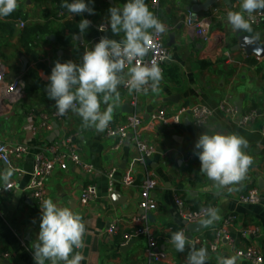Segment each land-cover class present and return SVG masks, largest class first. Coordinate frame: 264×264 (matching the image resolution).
<instances>
[{
	"label": "crops",
	"instance_id": "1",
	"mask_svg": "<svg viewBox=\"0 0 264 264\" xmlns=\"http://www.w3.org/2000/svg\"><path fill=\"white\" fill-rule=\"evenodd\" d=\"M63 2L18 0L19 7L0 19V59L7 67L6 83L19 79L21 84V96L16 102L0 93V139L30 147L19 163L24 172H14L11 177L10 182L14 181L15 186L6 191L0 180V264H35L32 247L40 230L41 211L39 200L28 190L31 173L37 154L67 137H73L82 159L94 169L86 172L71 161L67 168H57L47 181V199L82 216L86 232L84 247L79 250L83 256L81 264H185L188 248L194 245L189 243L184 253H178L168 243L171 233L184 228L188 230L190 242L195 236L202 238L195 248L207 250V264H219L221 256L235 257V264H255L236 253L249 247L260 250L263 256L260 264H264V204L240 201V196L252 189H258L264 198V136L260 131L263 121L259 118L253 125L244 127L219 108L225 99L240 114L264 107V55L249 53L240 40L246 34L264 48V24H250V31L234 30L226 14L213 23L212 41L205 42L186 26L185 20L189 11L200 19L206 17L215 2L161 0L155 9L151 0H145L149 10L169 28L163 43L170 57L161 67L163 78L158 92H129L123 86L118 89L120 102L110 122L126 124L128 117L135 113L144 118L142 137L155 146L156 152L143 164L138 160L140 152L133 134L116 148L118 141L107 136L108 127L98 133L93 128H85L82 119L71 111L63 119L53 115L57 112L55 101L48 98L45 88L54 62L72 60L79 64L84 51L102 36L121 40L123 33L114 36L110 27L101 32L98 26L108 24L110 7H122L127 0H85L94 8L92 15H72L61 7ZM239 5L240 0H226L222 7L238 11ZM62 10L65 14L60 17ZM81 19H88L92 24L77 41L73 34L80 35L77 26ZM193 105L212 109L205 125H197L191 114L185 115L180 124L164 126L151 122V114L160 109L176 113L184 106ZM105 108L101 104V110ZM205 131L234 133L245 138L247 144L243 150L252 158V164L242 181L217 189L213 181L200 173L195 143ZM7 168L0 159V173ZM114 169L110 189L109 174ZM148 172L158 179L153 191L158 207L149 213V222L157 249L166 253V258L159 262L149 261L146 235L130 238L141 227L137 217L144 213L140 202ZM127 173L133 176L131 184L124 182ZM89 186H95L97 194L83 204L81 196ZM114 193L117 195L112 198ZM177 198L190 211L217 208L220 218L200 232L191 233L181 215V207L176 204ZM229 215L236 216L230 229L234 247L224 240L218 251L212 252L209 241L215 237V228ZM112 223L117 224L118 231L109 236L107 228ZM245 229L255 232L245 236Z\"/></svg>",
	"mask_w": 264,
	"mask_h": 264
},
{
	"label": "clouds",
	"instance_id": "2",
	"mask_svg": "<svg viewBox=\"0 0 264 264\" xmlns=\"http://www.w3.org/2000/svg\"><path fill=\"white\" fill-rule=\"evenodd\" d=\"M19 7L18 0H0V19L8 17ZM61 7L72 15L94 14V8L85 0H64ZM259 10H264V0H240L238 11H228L227 21L234 30L250 31V19ZM108 24L98 30L105 32L110 27L114 36L124 34L121 40L102 36L99 42L86 49L81 62L72 60L54 62L45 92L55 101V109L61 116L69 111L77 114L85 128L103 132L113 119L114 108L120 102L119 88L129 92L148 94L158 92L163 78L156 63L148 64L145 57L148 42L153 34L163 33L166 26L149 10L145 0H127L122 7L109 8ZM247 16V18H246ZM92 21L81 19L78 23L79 41L91 26ZM101 104L106 105L102 111ZM247 141L236 134L203 132L195 143L194 154L198 156L200 173L213 181L217 189L228 188L245 178L252 158L244 152ZM15 169L9 167L0 173V180L7 189ZM229 190H233L229 188ZM39 233L33 250L35 264H81L84 247L85 224L80 214L69 207L58 206L52 199L40 203ZM201 224L207 226L218 220L219 209L208 207L201 210ZM171 243L178 253H184L188 238L183 230L171 233ZM205 248H188L185 264H207ZM235 257H219V264H235Z\"/></svg>",
	"mask_w": 264,
	"mask_h": 264
},
{
	"label": "built area",
	"instance_id": "3",
	"mask_svg": "<svg viewBox=\"0 0 264 264\" xmlns=\"http://www.w3.org/2000/svg\"><path fill=\"white\" fill-rule=\"evenodd\" d=\"M161 0H151V5L153 8L157 9L160 5ZM226 0H215L213 8L209 15L204 18H198L196 14L189 11L187 14L185 23L186 26L193 30L199 38H202L205 42L212 41V31L211 26L217 20H221L226 16L228 10L222 7V4ZM231 2L232 0H227ZM225 11V12H224ZM64 11L59 12V16H64ZM247 18V16H246ZM250 24L254 26H260L264 24V10H259L255 12L250 19ZM22 26L25 22H21ZM164 24V23H163ZM165 25V24H164ZM166 26V25H165ZM166 26V30H168ZM166 32V31H165ZM158 33L153 34L148 42L149 51L145 57V61L148 64L156 63L160 68L169 59L170 52L169 49L164 45L163 39L164 34ZM100 40V39H99ZM7 67L4 62L0 59V93L4 98L16 102L21 96V84L20 80L16 79L13 82L6 83ZM125 88V87H124ZM127 89V88H125ZM219 108L231 116L234 120H237L241 126L248 127L256 123L260 118L263 124L260 128L261 134L264 136V107L258 110H251L244 114H240L237 107L233 105L228 99H225L219 104ZM187 114H191L197 125H205L208 122L209 117L212 114V109L206 105H193L184 106L176 113H170L166 109H160L157 112L151 114L152 123H161L164 126L172 124H180L183 117ZM58 119H63L67 113L63 116L59 115L57 112L53 114ZM144 123V118L139 114L135 113L128 117V121L123 125H113L110 124L106 130L108 137L116 138L118 143L116 148H119L125 140L133 134V138L136 141L137 148L140 152L138 160L146 164L147 160L152 157L156 148L154 145L148 143L142 137V125ZM44 125H48L47 122ZM30 147L26 144H10L8 142L0 139V159L5 162L9 167L15 169L16 173H23L24 170L19 166L20 161L29 153ZM71 161L86 172H92L94 167L92 164L84 162L80 154L79 146L74 141L73 137H67L64 140L56 141L46 148V150L37 154L36 164L31 173V179L28 186V190L31 195L38 199L42 203L47 199L48 188L47 181L49 177L55 172L57 168H67L68 162ZM116 170H112L109 174L111 179L110 189L113 184V177ZM124 182L126 184H131L133 182L132 174L127 173L124 177ZM15 182H9L7 189L9 191L15 186ZM158 186L157 176L151 172L147 173V177L143 184V189L141 192V202L140 207L144 213L137 217V222L141 224L136 233L130 236H140L146 235L148 237V249L147 256L149 261L159 262L166 258V253L157 249V242L152 232V227L149 222V213L157 209L158 202L153 195V191ZM97 194V188L95 186H89L81 196V201L83 204H87L90 199L95 197ZM240 201L246 204H264V198L262 197L258 189H252L248 193L240 196ZM176 204L181 207V215L186 220L188 224H195L201 221L203 217L202 209L199 211H190L184 207V202L180 199H176ZM206 209V208H203ZM236 216L229 215L225 217L222 223L215 228L214 238L209 241V247L212 252L218 251L221 243L225 240L234 247V239L230 234V229L235 222ZM118 231V226L116 223H112L107 228V234L112 236ZM185 235H188V230L183 229ZM254 229H245L244 235L247 236L250 233H254ZM189 239V236L187 237ZM202 242L200 236H195L191 238V243L196 247ZM237 255L239 257L246 258L255 264H260L263 262V256L260 250L249 247L246 250H237Z\"/></svg>",
	"mask_w": 264,
	"mask_h": 264
},
{
	"label": "water",
	"instance_id": "4",
	"mask_svg": "<svg viewBox=\"0 0 264 264\" xmlns=\"http://www.w3.org/2000/svg\"><path fill=\"white\" fill-rule=\"evenodd\" d=\"M214 2H215V0H209V4H213ZM172 38L174 39L173 35H172ZM240 40H241L242 47H245L246 49H248L249 53L255 52V53L259 54V55H264V48L257 42V40L253 39L250 36H247L246 34H244V36H242L240 38ZM26 65H27V62H26ZM113 195L116 196L117 193L112 194V198H113ZM186 224H187V228L189 229V231L191 233H198L203 228L206 227V226L202 225L201 222H198V223H195V224H188V223H186ZM189 243L191 244L190 240L188 239V244ZM127 246H130V243L127 244Z\"/></svg>",
	"mask_w": 264,
	"mask_h": 264
}]
</instances>
